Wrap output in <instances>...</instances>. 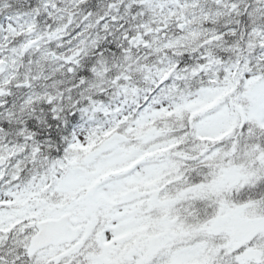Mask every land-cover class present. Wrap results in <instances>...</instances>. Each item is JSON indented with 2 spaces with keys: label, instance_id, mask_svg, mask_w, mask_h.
Here are the masks:
<instances>
[{
  "label": "snow or ice",
  "instance_id": "obj_1",
  "mask_svg": "<svg viewBox=\"0 0 264 264\" xmlns=\"http://www.w3.org/2000/svg\"><path fill=\"white\" fill-rule=\"evenodd\" d=\"M0 264H264V0H0Z\"/></svg>",
  "mask_w": 264,
  "mask_h": 264
}]
</instances>
